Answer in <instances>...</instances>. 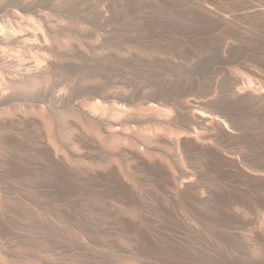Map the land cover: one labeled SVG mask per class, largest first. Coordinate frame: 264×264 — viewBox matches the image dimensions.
Returning a JSON list of instances; mask_svg holds the SVG:
<instances>
[{
  "label": "bare ground",
  "instance_id": "bare-ground-1",
  "mask_svg": "<svg viewBox=\"0 0 264 264\" xmlns=\"http://www.w3.org/2000/svg\"><path fill=\"white\" fill-rule=\"evenodd\" d=\"M21 1L19 12L0 8V264H264V111L255 107L264 91L226 70L252 58L264 66V31L190 0H165L134 14L139 22L71 5L54 21L34 10L49 0ZM231 2L264 23V0ZM95 35L116 50L201 52L196 67L93 53ZM213 85L225 96L189 95ZM68 158L117 166L86 170ZM83 236L107 251L89 252Z\"/></svg>",
  "mask_w": 264,
  "mask_h": 264
},
{
  "label": "rangeland",
  "instance_id": "rangeland-1",
  "mask_svg": "<svg viewBox=\"0 0 264 264\" xmlns=\"http://www.w3.org/2000/svg\"><path fill=\"white\" fill-rule=\"evenodd\" d=\"M15 1V2H14ZM29 1V0H28ZM31 2H34L35 4H39L40 3V1L42 2V1H44V0H30ZM45 1H48V0H45ZM69 1V2H68ZM141 1H143V2H145V4L144 3H142V4H139L138 6L139 7H134V9H132L131 7H127L126 5H120L119 4V2H115V0H49L48 1V3H49V5L48 6H43L42 8H36V9H34V10H36V11H41V12H46V13H48V15L51 17V18H53V17H55V20H54V18H53V20L54 21H57V20H62L63 21V17H61V15H60V13H59V10L60 9H62V8H64V7H66V6H69V5H71V6H79V7H84V8H90V9H92V8H96V9H98V10H101V11H105V12H108V17H109V15H110V11H113L114 9V11H116L115 12V14H116V18H114V19H110L109 18V21L108 22H115V21H120V20H122L123 21V19L125 20V21H134V22H139V19L138 18H136L135 17V15L136 16H148V15H150V14H153L152 12H157V10H158V8L160 9L161 7H164V6H166L167 5V3L165 2V0H141ZM153 1H154V3H153ZM189 1V0H188ZM190 1H193L194 3H199V4H202V5H204V6H206V7H210V8H212V9H221L223 12H224V14L226 15V21H227V23L229 24V25H231V26H237V27H239L240 29H242V30H245V31H249V32H254V33H256V32H258V31H264V23L263 22H252L251 20H247V19H244V18H242L241 16H239L238 14H236L235 12H233V11H235L236 10V7L234 6V4L231 2L232 0H190ZM19 2L21 3L22 1L21 0H0V8H1V10L3 11V14H6V15H9V13H11L12 12V10H13V12L15 11H17V12H19L20 11V5L21 4H19ZM51 2V3H50ZM58 2V3H57ZM71 2V3H70ZM3 4V5H2ZM5 4V5H4ZM51 4V5H50ZM150 4H151V6H150ZM157 5V9H156V5ZM153 5V6H152ZM6 6V7H5ZM123 6V7H122ZM160 6V7H159ZM184 6V5H183ZM182 6V7H183ZM127 8V10L125 9V8ZM150 7H153V8H151V9H149ZM118 8H120V9H118ZM129 8V9H128ZM131 8V9H130ZM136 8V9H135ZM177 8H178V10H182L183 8H181V7H178L177 6ZM180 8V9H179ZM8 9H9V11H8ZM16 9V10H15ZM19 9V10H18ZM55 10H56V12H55ZM126 10V11H125ZM133 10H135V11H133ZM154 10V11H153ZM132 11V12H131ZM149 11H151L150 13H149ZM160 10H158V12H159ZM35 12V11H34ZM167 12V11H166ZM171 12H172V14H171ZM21 13V12H20ZM52 13V14H51ZM53 13H54V15H53ZM58 13V14H57ZM180 13H181V15H180ZM175 12V11H170V12H167V14H166V16L167 17H169L170 15H168V14H171V18L173 19V20H177V21H179L184 27H187L189 24H190V21L189 20H186V19H188L187 17H185L184 15V13L183 12ZM135 14V15H134ZM139 14H141V15H139ZM23 15V17L25 16L26 18H29V17H31V16H33V15H31V14H27V15H24V14H22ZM31 15V16H30ZM133 15V16H132ZM60 17V18H58V17ZM136 18V19H135ZM184 19V20H183ZM184 21V22H183ZM189 21V22H188ZM183 23H186L185 25L183 24ZM187 23H188V25H187ZM101 33V32H100ZM184 35H186V36H198V35H193V34H184ZM199 37H205V36H199ZM88 43H89V45H91L94 49H92L91 50V52H93V53H104V54H106V53H110V52H115L116 54H120V55H123V54H127V53H134V54H136L137 53V55H138V52H139V55H142L143 57H145V55H146V57H149V56H154V54L156 55V56H165V57H168V58H170V57H172V59L171 60H173L174 62H180V61H182V63L181 64H187L188 66H194V67H196V64L194 63L196 60V63H198V57H196V56H198L199 54L198 53H200L201 51L200 50H198V53L197 52H195L196 50H194L193 51V53H196V54H193V53H191L190 55H192L193 54V56H190L189 55V59L187 58V59H185V58H182V57H180L181 58V60H180V58H177V57H179L177 54L175 55V53H173V52H170L169 51V53L168 52H166V54L164 53V52H154V50H147L146 48H144V47H139V46H135V45H125V46H123L122 48H119V49H117L116 50V48H113L111 45H109L108 43H105V42H102V41H100V36H97V35H95V38L93 37V38H89V39H87L86 40ZM99 41V42H98ZM227 41H229V39L227 40ZM93 43H94V45L95 46H93ZM135 47V49H134V47ZM129 48V49H128ZM97 49V50H96ZM140 49V50H139ZM96 50V52H94ZM126 50H127V52H126ZM137 50V51H136ZM98 51V52H97ZM136 51V52H135ZM153 51V52H152ZM200 51V52H199ZM152 52V53H151ZM102 53V54H103ZM173 54V55H172ZM196 55V56H195ZM177 56V57H176ZM196 58H195V57ZM175 58V59H174ZM184 59V60H183ZM196 59V60H195ZM194 61V62H193ZM259 61V62H258ZM176 62V63H177ZM186 62V63H185ZM192 62V63H191ZM243 62V63H242ZM188 63H190V65L188 64ZM177 64H179V63H177ZM194 64V65H193ZM198 65V64H197ZM227 67H228V69H227ZM226 67V70H227V72H230V73H232V74H234V75H238V76H240V77H243L245 80H246V82L248 83V85L249 86H251V85H253V86H251L252 88H254V87H256V89H259V90H262V91H264V66H263V64H262V62H261V60L259 59V58H252V59H248V61L247 60H245V61H241V62H237L236 64L235 63H232V64H229L228 66ZM248 71V72H247ZM234 72V73H233ZM249 72L251 73V74H249ZM256 73V76H255V74H253V73ZM249 74V75H248ZM258 74V75H257ZM67 83V84H66ZM66 83H63V84H61V85H63V86H59V88H67L68 90L69 89H71V83H69V81H67ZM214 86V87H213ZM213 86H211L210 88H207V89H204V88H200V89H198L197 90V92H196V89H195V91L194 90H192L190 93H189V95L191 96H193L194 95V97H197V95H198V97H202V96H204V97H207V98H211V97H216V98H218V97H220L222 94V96H225V94H226V92H224L225 90L223 89L222 90V88L223 87H221V86H219V85H213ZM63 88V89H64ZM65 88V89H66ZM66 89V90H67ZM203 90V91H202ZM146 93H145V96L144 97H147L148 96V94L151 92L150 90H148V89H145L144 90ZM224 92V93H223ZM211 94V95H210ZM218 97H217V96ZM83 96H84V98H83ZM89 95H87V97H86V94L85 95H82V96H80L81 97V99L83 98V99H88L89 97H88ZM221 96V97H222ZM142 100H144V98L142 99ZM140 102V101H139ZM257 109H259V110H261V111H264V106H261V105H256L255 106ZM161 130V129H160ZM159 130V131H160ZM163 131V130H162ZM161 132V131H160ZM67 136H69V133L67 134ZM158 156V157H157ZM152 157V159H156V160H162V161H165L164 159L165 158H163L160 154H154V155H152L151 156ZM70 161V163L73 165V166H75V167H80L81 169L83 168V169H88V170H101V169H105V168H107V167H109L110 165H115L116 163H114V162H112V161H105V162H91V161H81V160H77V159H71V158H68V162ZM90 162V163H89ZM75 164V165H74ZM107 164V165H106ZM93 165V166H92ZM95 165H97V166H95ZM83 166V167H82ZM88 166V167H87ZM90 166V167H89ZM116 166H117V164H116ZM172 167V169H173V171H176L177 169V167L176 166H171ZM176 167V168H175ZM127 168V170L129 171L130 169H129V167H126ZM186 168H187V166H186ZM39 215V214H38ZM41 215H43V216H41ZM42 219L44 218V216H45V218L47 217V218H49V217H51L52 215H50L49 216V214H45V213H40V215H39ZM55 216H52L51 218L54 220V221H57V223H59L60 222V219H59V217H56L57 218V220H56V218H54ZM44 218V219H45ZM59 220V221H58ZM260 220H261V223L264 225V218L262 217V218H260ZM263 221V222H262ZM83 239H85L86 237L85 236H83L82 237ZM82 241H85L86 243H90L89 244V246H87L88 244H86L85 242L83 243L84 245H86L85 246V248L87 249L88 247L89 248H93L92 250H90L89 248H88V250H89V252H91V253H99V252H103V251H107V248L105 247V246H103V244L101 245V244H99L98 242H94V243H92L93 242V240L92 239H89V238H86V240H82ZM91 241V242H90ZM97 244H99V245H97ZM91 246V247H90ZM95 246V247H94ZM96 249V250H95ZM94 251V252H93ZM96 251H98V252H96ZM72 260V259H71ZM72 261H74V260H72Z\"/></svg>",
  "mask_w": 264,
  "mask_h": 264
}]
</instances>
